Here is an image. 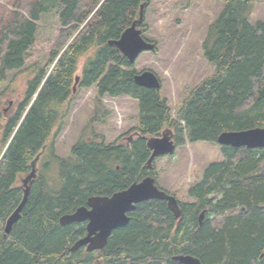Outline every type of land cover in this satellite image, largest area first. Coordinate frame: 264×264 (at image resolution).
I'll list each match as a JSON object with an SVG mask.
<instances>
[{
  "label": "trees",
  "instance_id": "1",
  "mask_svg": "<svg viewBox=\"0 0 264 264\" xmlns=\"http://www.w3.org/2000/svg\"><path fill=\"white\" fill-rule=\"evenodd\" d=\"M257 1L219 0L223 7L201 44L214 71L188 92L172 118L167 101L157 90L137 85L133 64L108 43L149 0H0V84L9 71L24 66L37 22L56 12L59 25L47 63L28 70L13 110L2 108L0 91V264H179L172 257L181 253L202 264H264L262 147L221 145L222 161L209 164L188 186L191 200L166 190L178 200V218L163 200L137 203L128 223L114 229L102 249L69 251L86 224L59 223L90 196H109L147 175L156 180L154 165L146 167V139L165 127L173 129L176 145L264 127V20L248 19ZM76 75L79 88H96L93 113L68 156H54L57 177L51 180L45 174L48 162L40 168L38 163L46 152L51 156L66 122ZM105 95L138 102V135L128 145L106 143L93 129L110 114L102 103ZM38 153L27 201L5 234V221L22 197L21 179Z\"/></svg>",
  "mask_w": 264,
  "mask_h": 264
},
{
  "label": "rangeland",
  "instance_id": "2",
  "mask_svg": "<svg viewBox=\"0 0 264 264\" xmlns=\"http://www.w3.org/2000/svg\"><path fill=\"white\" fill-rule=\"evenodd\" d=\"M222 7L223 3L219 0H149L144 9L142 36L154 42L156 49L143 51L131 69L136 72L148 69L157 74L161 81L160 97L167 101L172 118H175L176 109L188 92L214 71V65L209 64L203 55L201 44L208 26L217 18ZM248 19L251 23L264 20V0L257 1ZM37 26L34 48L26 53L24 66L9 71L6 83L0 84V91H4L5 95L2 108L6 112L20 102L31 66L38 64L43 67L50 57V48L59 26L56 12L48 13L37 22ZM80 67L81 64L77 73ZM72 94L69 115L54 140L53 155L46 152L38 163L40 168L42 163L48 162L45 174L51 180L57 177L54 158L67 157L79 136L87 133L85 125L92 116L97 96L93 86H76ZM102 103L110 114L104 124L94 123L93 129L104 136L106 143L116 141L126 144L130 137H137L138 102L135 99L105 95ZM219 161H222V155L216 143H189L185 139L182 145L176 146L173 154L159 156L153 161L156 184L161 189L173 191L180 200H191L186 193L188 186L201 179L209 164Z\"/></svg>",
  "mask_w": 264,
  "mask_h": 264
},
{
  "label": "water",
  "instance_id": "3",
  "mask_svg": "<svg viewBox=\"0 0 264 264\" xmlns=\"http://www.w3.org/2000/svg\"><path fill=\"white\" fill-rule=\"evenodd\" d=\"M144 18V4L140 5L138 17L127 26L117 39H110L109 44L113 45L127 61L132 64L143 51H153L155 44L142 36L139 27ZM137 85L159 90L161 83L157 75L151 70L137 72L133 76ZM79 76H75L72 91H75ZM132 137L128 139V142ZM127 142V143H128ZM216 142L220 145L232 147L257 148L264 147V127H252L243 130H226L221 132ZM146 146L150 150L146 167L151 168L155 158L163 155H170L174 152L176 144L173 139V132L170 128L162 130L159 136H151L146 139ZM40 154L32 160L31 169L22 179L23 192L20 202L6 219L4 233L9 234L12 225L20 218V212L27 201L30 185L36 176V163ZM150 199H158L166 202L168 209L175 218L180 216V208L175 196L160 189L155 178L147 175L140 181L131 183L127 188L115 191L109 196H90L87 204L77 207L73 212L63 214L59 218L61 225L74 222H85L86 232L79 237L70 247L73 252L84 248L86 252L102 249L107 243L112 231L118 227L125 226L129 221L128 213L135 208L137 203ZM204 211L199 215V223L202 221ZM179 264H202L201 261L190 254H178L172 257Z\"/></svg>",
  "mask_w": 264,
  "mask_h": 264
},
{
  "label": "bare ground",
  "instance_id": "4",
  "mask_svg": "<svg viewBox=\"0 0 264 264\" xmlns=\"http://www.w3.org/2000/svg\"><path fill=\"white\" fill-rule=\"evenodd\" d=\"M219 145H220V144H219ZM220 146H221V145H220ZM262 148H264V147H262ZM38 154H40V153H38ZM34 158H35V157H34ZM8 217H9V216H8ZM8 217H7V218H8ZM5 222H6V221H5ZM4 225H5V224H4ZM68 249H69V248H68ZM181 254H182V253H181ZM189 254H190V253H189ZM174 255H175V254H174Z\"/></svg>",
  "mask_w": 264,
  "mask_h": 264
}]
</instances>
